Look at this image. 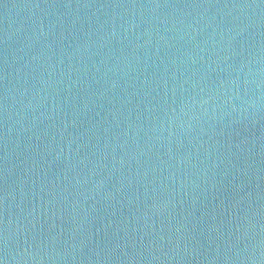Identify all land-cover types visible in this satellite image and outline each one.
Returning a JSON list of instances; mask_svg holds the SVG:
<instances>
[{
    "label": "water",
    "instance_id": "95a60500",
    "mask_svg": "<svg viewBox=\"0 0 264 264\" xmlns=\"http://www.w3.org/2000/svg\"><path fill=\"white\" fill-rule=\"evenodd\" d=\"M0 264H264V0H0Z\"/></svg>",
    "mask_w": 264,
    "mask_h": 264
}]
</instances>
